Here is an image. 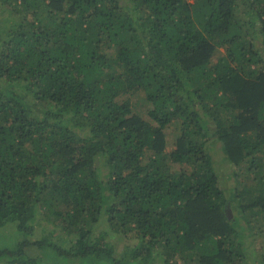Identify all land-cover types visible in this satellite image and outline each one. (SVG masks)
<instances>
[{
  "label": "trees",
  "instance_id": "trees-1",
  "mask_svg": "<svg viewBox=\"0 0 264 264\" xmlns=\"http://www.w3.org/2000/svg\"><path fill=\"white\" fill-rule=\"evenodd\" d=\"M0 13V227H15L0 264H264L226 212L252 183L264 208V0H0ZM133 90L148 120L116 100ZM214 143L242 189L221 185Z\"/></svg>",
  "mask_w": 264,
  "mask_h": 264
},
{
  "label": "rangeland",
  "instance_id": "rangeland-1",
  "mask_svg": "<svg viewBox=\"0 0 264 264\" xmlns=\"http://www.w3.org/2000/svg\"><path fill=\"white\" fill-rule=\"evenodd\" d=\"M6 13H0V21L5 22L4 16ZM222 48H220V51ZM217 58V56H214ZM116 100L118 102H128L132 108V111L138 115H140L143 119L148 120L147 116V107L148 103L145 99L144 93L139 90H133V91H128L126 93H121L116 97ZM172 125L178 126V122L175 121ZM168 127L165 130L166 138L170 139L172 134L176 132L175 127ZM210 148L209 151L212 153V157L217 165L218 172H219V177H220V183L221 185L225 187H237L238 189H242V184L240 183L241 177H245V174L241 175L237 179L232 175V171L235 173H238V168L239 167H233L232 169H228L227 165L224 162L219 161L221 159L220 152L218 151L216 153V148L218 144H209ZM170 169L172 172H175L179 170V165L176 163H170ZM232 170V171H231ZM239 182V184H238ZM245 195L242 200V208L239 207H233L231 209L230 207H227L226 212L229 217L232 216H237L238 222L241 226L245 227V234H246V242H249V250L252 249H259L264 246V241L263 239V234L261 232L262 227H264V208L260 206H250L249 203L250 201L258 194H262V190L257 187L256 183H252L251 185H247L244 188ZM237 202V200L235 201ZM103 217H100L96 223V226L100 230H104L107 226V221L105 219H102ZM42 224V223H41ZM40 224V225H41ZM42 225H46L47 227L51 228L52 224L50 222H43ZM41 227V226H40ZM40 227L38 229H40ZM15 227L13 224H7L2 227H0V235L2 236L0 239V247H12L15 243V240L12 238V234L15 232L14 231ZM111 236L114 235L113 232H110ZM38 236V235H37ZM39 237V236H38ZM125 237V236H124ZM129 241L130 240H135V237L133 234H128L126 236ZM125 237V238H126ZM36 236H32L30 239L34 240ZM112 241H117L116 246L119 248L123 245L124 242H128L127 240L120 238V239H115L111 238ZM29 251L33 253H38L36 251L35 247L32 246L29 248ZM75 261H69V264H76Z\"/></svg>",
  "mask_w": 264,
  "mask_h": 264
}]
</instances>
